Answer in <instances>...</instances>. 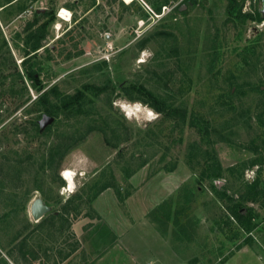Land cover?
Here are the masks:
<instances>
[{
  "label": "rangeland",
  "instance_id": "1",
  "mask_svg": "<svg viewBox=\"0 0 264 264\" xmlns=\"http://www.w3.org/2000/svg\"><path fill=\"white\" fill-rule=\"evenodd\" d=\"M262 8L0 0V264L264 258V19L238 14ZM43 23L32 53L28 35ZM77 92L79 111L39 128L45 108ZM37 198L49 210L35 221ZM237 203L248 230L230 216Z\"/></svg>",
  "mask_w": 264,
  "mask_h": 264
},
{
  "label": "trees",
  "instance_id": "2",
  "mask_svg": "<svg viewBox=\"0 0 264 264\" xmlns=\"http://www.w3.org/2000/svg\"><path fill=\"white\" fill-rule=\"evenodd\" d=\"M231 2L233 0H230ZM228 14L232 15L233 13V9L231 8V4L228 6ZM239 17H241L242 19H246L249 18L251 20H255V21H262L263 19L261 17H259L258 15L255 17H252L251 15H247V14H243L240 13L239 11ZM47 23H43L42 25H40V27L37 28L36 31H34L33 33H30L28 35V39L32 40V43L30 45V50L31 52H35L38 48H40V43L43 40L45 33V27H46ZM29 80H31V82L33 83V87L36 86L37 84H39V81L35 78L33 73H29L27 74ZM143 90V89H140ZM49 96V92H43L39 97H38V104H42L43 102H47V98ZM82 93L81 92H77L74 95H64L60 98H58V103L59 106L57 107H50V108H45L44 112L46 115L50 116V117H57L58 114H60V112H76L79 111L81 108V100H82ZM151 108L153 110H155L157 113L162 114V115H166L168 117H171L172 119H176V121L180 120H184L185 118V114L184 112H182L180 109L177 108H166L164 106V104L160 101L155 100L154 104L151 105ZM67 147L65 148V150L63 151V154L66 152ZM244 209V207L242 205H240L239 203H237L236 205H234L231 209H230V216L235 220L236 224L241 228V229H247V226L250 225L251 220H252V216L249 212L246 211V213H243L242 210Z\"/></svg>",
  "mask_w": 264,
  "mask_h": 264
},
{
  "label": "water",
  "instance_id": "3",
  "mask_svg": "<svg viewBox=\"0 0 264 264\" xmlns=\"http://www.w3.org/2000/svg\"><path fill=\"white\" fill-rule=\"evenodd\" d=\"M261 18L264 19V0H263V8L260 11ZM54 118L50 117L46 114H43L41 117V120L39 121V128L44 129L47 125L51 124L53 122ZM48 207L45 205V203L40 199H35L31 206H30V215L32 216V219L35 221H38L43 217L45 213L48 212Z\"/></svg>",
  "mask_w": 264,
  "mask_h": 264
},
{
  "label": "bare ground",
  "instance_id": "4",
  "mask_svg": "<svg viewBox=\"0 0 264 264\" xmlns=\"http://www.w3.org/2000/svg\"><path fill=\"white\" fill-rule=\"evenodd\" d=\"M126 4H128V3H130V2H132L133 0H123ZM69 17H70V14L69 13H67L65 10H61V12H60V15H59V18L60 19H62V20H65V21H67V20H69ZM136 108V107H135ZM125 110V109H124ZM130 110V109H129ZM140 110V109H139ZM132 112V111H131ZM63 174V173H62ZM64 175L66 176V179H67V181H68V183L70 184V182H71V176H73L72 174H71V172L70 171H65L64 170ZM72 184V183H71Z\"/></svg>",
  "mask_w": 264,
  "mask_h": 264
},
{
  "label": "crops",
  "instance_id": "5",
  "mask_svg": "<svg viewBox=\"0 0 264 264\" xmlns=\"http://www.w3.org/2000/svg\"><path fill=\"white\" fill-rule=\"evenodd\" d=\"M239 254H240V253H239ZM235 256H239V255H235ZM235 256H232L231 258H229L228 261L231 260L232 258H234ZM254 259H255V261H256V264H264V258H261V257H257V256H256V257H254ZM228 261H227V262H228ZM227 262H226V263H227ZM226 263H225V264H226Z\"/></svg>",
  "mask_w": 264,
  "mask_h": 264
},
{
  "label": "built area",
  "instance_id": "6",
  "mask_svg": "<svg viewBox=\"0 0 264 264\" xmlns=\"http://www.w3.org/2000/svg\"><path fill=\"white\" fill-rule=\"evenodd\" d=\"M60 12H61V10H60ZM68 12V11H67ZM69 13V12H68ZM60 14V13H59Z\"/></svg>",
  "mask_w": 264,
  "mask_h": 264
}]
</instances>
